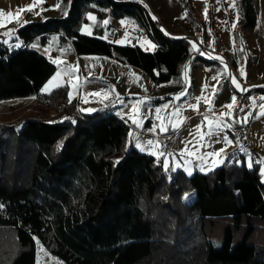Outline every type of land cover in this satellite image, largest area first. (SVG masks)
<instances>
[{"label": "trees", "instance_id": "obj_1", "mask_svg": "<svg viewBox=\"0 0 264 264\" xmlns=\"http://www.w3.org/2000/svg\"><path fill=\"white\" fill-rule=\"evenodd\" d=\"M179 1L200 29L192 1ZM235 7L239 27H255L253 0H235ZM87 12L131 19L154 49L82 34ZM160 23L143 0H69L64 16L26 23L15 33L23 44L60 35L76 54L109 56L158 84L175 76L191 51L186 36L165 32ZM55 70L32 48L0 43V101L35 96L57 111L0 123V230L9 229L17 246L5 264H264L258 163L247 166L233 147L207 173L166 168L161 158L134 148L129 125L111 103L83 113L66 84L43 92Z\"/></svg>", "mask_w": 264, "mask_h": 264}, {"label": "crops", "instance_id": "obj_2", "mask_svg": "<svg viewBox=\"0 0 264 264\" xmlns=\"http://www.w3.org/2000/svg\"><path fill=\"white\" fill-rule=\"evenodd\" d=\"M31 1L32 0H0V12L4 13V26L0 27V43L7 45L10 48H18L22 46H27L28 48H30L33 42L38 41V38H35L28 44H23L21 40L16 37V29L26 23L41 21L47 17H62L65 15L69 4L68 0L67 4L65 5L66 7L62 11L61 15H51V10L55 9V7H50L49 3L43 0H40V2L37 3L32 11L25 10L28 8V6L33 5ZM210 1L211 0H208V2ZM213 1L216 2V5L219 3L218 0ZM233 2L234 8H236L235 0H233ZM53 3L56 4L57 0H53L52 4ZM192 3L194 5L193 0ZM253 5L257 17L256 25L251 29L244 28L242 30L243 36H245L243 42H241L242 40L238 41V38L236 36L237 33H235V28L241 23V19L238 17V23L234 28H232V47H229L227 50H223L220 47H217V43L220 40L219 37V40L215 42V45L213 46L214 49H212L211 53L208 52L207 45L205 47L203 46V44L200 45L203 49L199 48L200 46L197 49H199V52L205 53V55H200L199 52L194 49L193 51L191 50L189 56L185 57L179 62L178 73L166 82L155 84L147 76L143 77V75H140V80L143 82V85L140 88L141 90L139 93L141 97L144 96L141 98V100L144 99L146 101H150V103L152 104L151 106L161 104L163 99H170L172 93L181 92L187 87H189L188 89L191 93L196 94V92L198 91H196L195 88H204L205 85H208V87L204 89V92L201 94V96L208 98L209 104L200 99L197 100L195 104V106H197L198 102H202V108L205 111V114H203L202 116L192 117L190 119L191 121H189V119L187 120L186 115L183 113L186 120L177 128L179 129L180 135V145L178 151L165 156L159 155V140L163 134L167 133V131L161 132L157 129L154 132V147L156 150L155 153H157V155H153L151 152L147 153L155 157L159 156V158H161L162 160L163 166L164 161H167L169 167H171L172 169L180 168L188 176H190L194 172L207 173L210 170L221 166V164L225 161L228 149L236 146L232 134V129L236 124H246L248 126V131L254 146V151L252 152H248L246 150L240 151L244 156L246 165H249V161H251V164L253 162L258 163L259 161V168L261 165L260 161L264 164V115L261 114L262 112H264V108H261V105H264V56H260V53H264V0H253ZM37 7L41 9H38V11H36L37 13H35V9ZM18 9L23 11H18ZM9 12L13 13V16L11 18L7 16V13ZM194 12L198 20L201 21V19H199L200 17H198L199 14L195 10ZM207 16H210L215 21L219 22L220 26L221 21L228 18V13L226 9L222 7H216L215 9H213V11H211V13L208 11ZM90 17L94 18L96 24H99L100 19H98L95 14L87 12L85 14V19L87 20V22L91 20ZM193 27L196 32H201V28L196 29L195 26ZM82 29H84L86 33H83L81 31ZM249 30H252L251 32H253L254 30L258 31V34L253 38V40L256 41V44H253V40H250V37L247 36V32ZM79 32L89 36L96 35L103 40H106L101 35H97L101 34L102 32V28H99L98 26L92 28L90 25H84L83 27L82 25H80ZM220 34L221 33L219 29L218 35ZM49 36L47 37L46 41H48ZM55 36L57 35L55 34ZM260 36L262 39L261 43H259V40H257V37L260 38ZM65 42L68 44L70 43V45L72 46L70 40L61 42L59 41L58 45H63ZM12 45L15 46L11 47ZM36 51L44 55L51 63L54 64L55 60L51 59L47 52L42 49H38ZM221 54H225L231 60L227 59L222 61L221 59H217L216 57L220 56ZM209 55L212 58H209ZM225 65L227 66L226 70ZM119 68L120 70H126L121 66ZM241 69L244 72L243 76L240 75ZM55 73L56 70L54 74L47 80L44 86L48 84V82L52 81L54 77H57ZM232 75H235L237 80L241 83V89L243 90L236 89L234 86H232L230 82V77ZM214 76H218V81L212 79ZM86 78L87 80L83 83L80 82V85L86 87L85 99L87 101V104L89 105H95L96 107L102 106L104 105V103L102 104L101 101H105L108 97H112V99L115 100V95H119V97H123V99L125 97H135V95L129 94V91H136V87L132 88V90L127 87L126 89L128 90L121 89V91L119 90V92L117 93V89H115L114 92L113 89L109 90L101 84H95L90 74H88ZM103 80L105 81V84L111 89L112 84L118 83L117 81H122V78L119 74H117L105 76ZM63 83L67 85V82L62 76V79H57L54 84L63 85ZM145 85L149 86L148 90H144L143 87H145ZM44 86L42 87V90L45 88ZM213 86H215V94H213ZM52 89L50 88L49 90ZM152 89H155V91L152 92ZM138 90L139 89H137V91ZM200 91H202V89H200ZM93 93H99V95H93ZM233 96L236 97V100L233 104V107L229 109L225 106L232 103ZM76 97L77 96L73 92L71 98H74L76 100ZM129 98L124 99V102H128ZM237 100L242 101L241 103L245 101L246 104L243 107V110L239 112V118L241 119V121H239V118L236 115V110L239 109V106L241 107V103ZM116 101L119 103L121 99H118ZM254 102L255 104H253ZM122 105L123 104H120L119 106ZM151 106L149 107L150 109ZM195 106L189 108L194 109ZM163 109L164 107H161L160 111ZM258 109L259 111L257 112ZM113 112L125 123L130 125L131 122L128 116L121 115L122 112L118 110H113ZM233 112L234 116L230 117L232 116L231 113ZM150 117L151 116L146 117L147 119L141 127V132L147 131L151 128L152 124L155 123L154 118L156 116H154L153 119H151ZM204 117H206V119H202ZM245 117H247V122H245L244 120ZM186 122L191 124L186 126ZM215 122L219 123L217 124ZM198 123H200L199 132L197 131V129H195L197 128L196 124ZM225 137H227V140L231 141V143H227L225 141ZM185 149H187V152H185ZM221 149L223 151H221ZM217 152L219 153L218 156L208 155L209 153ZM189 153H194V155Z\"/></svg>", "mask_w": 264, "mask_h": 264}, {"label": "rangeland", "instance_id": "obj_3", "mask_svg": "<svg viewBox=\"0 0 264 264\" xmlns=\"http://www.w3.org/2000/svg\"><path fill=\"white\" fill-rule=\"evenodd\" d=\"M43 1L45 2L47 1L50 7L53 8L55 7V9L51 10V15L53 14L61 15L62 11L66 7L65 5L68 2V0H57L56 4L54 3L52 4L53 0H43ZM191 1L192 0H189V5H191ZM193 2H194L193 10H195L199 14L198 17H200L199 19H201V21H199L201 32L199 33L194 30L193 26H195V24H193V22H191V20L188 18L187 13L185 11L186 8L185 9L183 8L179 0H143V3L149 9L151 14L160 19L161 21L160 24L162 29L173 36H186L190 42L192 51H193V44L196 45V48H198L201 44H203V46L205 47L207 45L208 52L211 53L212 49H214L213 46L215 45V42L219 40V37L220 40L217 43L218 48L220 47L223 50H227L229 47H232V43H233L232 25L233 24L236 25L240 18L236 11V8H234L233 0H218L219 3L217 5L216 2L213 0H211L210 2H208V0H193ZM31 3L32 4L35 3L36 6L37 3L39 2H37V0H32ZM216 7H222L226 9L228 13V18L226 20H223L224 22L221 21L220 26H219V22L215 21L210 16L208 17L207 13L205 15V9H207V12L209 11L211 13V11H213V9H215ZM38 9L41 8L37 7L35 9V13H37L36 11H38ZM105 21H107L106 24L104 23ZM81 25L82 27L84 25H90L92 28L96 26L102 28L101 34H97V35H101L104 39L109 40L118 45H138L144 50H152L154 48L153 42L148 38L145 32L134 21H132L127 17L125 18L106 17V19L105 18L100 19L99 24H96V21L94 19L93 20L91 19L88 22L85 19L84 22L81 23ZM219 29L221 33L220 35H218ZM242 30L243 29L237 26L235 28L236 32L234 31L235 33H237L236 36L238 38V41L242 40L241 42H243L245 38V36H243ZM81 31L83 33H86L84 29H82ZM251 31L252 30H249L247 32V36L250 37L249 38L250 40H253V38L258 34V31L257 30H254L253 32ZM257 40H259V43H261L262 42L261 36L260 38L257 37ZM59 41L61 42L66 40H62L60 35L55 36V34H51L48 38L47 43L41 44L39 41L33 42L30 48L34 50L42 49L49 54V57L51 59L55 60L54 61V65L56 67L55 75L59 73L58 79H62L63 76L64 80L67 82L68 92L71 93L74 92V94L77 96L75 102L80 112L90 113L96 108L95 105L87 104V101L85 99L86 87L80 85V82L83 83L84 81L87 80L86 76L88 74H90L95 84H101L109 90L113 89V91L117 89L118 90L117 93L119 92V90L121 91V89H126L127 87H129L130 90H132V88L135 87L139 89L138 91L136 89L137 92L129 91V94L135 95V97L134 98L125 97L124 99L129 98V101L126 103L124 102L123 97H119V95H115L114 98L115 100H113L112 97H108L106 98L105 101H101V102L102 104L104 103L105 105L111 103L110 105L112 106V109L114 111L118 110L122 112L121 115H126L130 118L129 120L131 123L129 125V136L132 139L134 148L140 152L143 153L156 152L154 147L155 146L154 132L157 129L161 131L160 130L161 128H166L164 132L177 129L186 120L184 116L185 114L184 108L188 109L189 107L195 106L198 98L203 97L200 100L205 101L207 104H209V99L205 98L204 96H201V94L204 92L205 87L204 88L198 87L197 89L195 88V90L198 91L196 92V94L191 93L190 90L188 89L189 87H187L181 92L172 93L170 99L167 100L163 99L162 103L159 104L161 106H159L158 104H156L155 106H151L152 104L150 103V101L147 100L148 101L147 103L146 100L144 99L141 100V98L144 96L141 97L139 93L141 90L140 88L143 85V82L140 80L141 79L140 75H143V77H146V75L139 68L134 67L132 65L121 63L115 60L114 58H111L103 54H76L70 43L68 44L65 42L63 45H58ZM253 42H254L253 44H256V41L253 40ZM14 46L15 45H12L11 47ZM199 48H202V46H200ZM261 55L264 56V53H260V56ZM218 57L222 61L227 59L231 60L225 54H221ZM120 66L126 70H120L119 68ZM117 74L121 76L122 81H117L118 83H113L110 89V87L105 84V81L103 79L105 78V76H111ZM48 84H46L44 87H46ZM55 87L56 85L53 83L51 89ZM143 88L144 90H148L149 86L145 85V87ZM200 89H202V91H200ZM42 91L45 92L44 90ZM154 91L155 89H152V92ZM185 92L187 93L186 95L183 94ZM177 95H180L179 100L175 99ZM118 99H121L119 103L123 104L122 106H119L120 104L116 101ZM237 101L240 103L242 102L240 100ZM253 104H255V102ZM245 105L246 104L244 101L243 103H241V107L239 106V109L236 110V115L238 116V118L240 116L239 112L243 110V107ZM150 106L151 109L149 108ZM134 107L138 110V112L133 111ZM161 107H164V109L159 111V113H157V110L158 109L160 110ZM258 111L259 109L257 110V112ZM55 114H57V111L54 109L52 105L42 104L41 102L38 101V99H36L35 96L0 101V123H5L7 125H17L19 123H22L24 120H28L31 118L55 117L56 116ZM231 114L232 116L230 117H233L234 112ZM157 115H160L159 116L160 119L157 118L158 117ZM149 116H151L150 117L151 119H153L154 116H156L155 117L156 119L154 118L155 123H153L151 128L148 129L147 131L141 132V127H137L132 122L133 119H138L139 124L143 125V123L147 119L146 117ZM186 117L187 120L189 119V121H191L190 120L191 118H188V116ZM206 117L202 119H206ZM63 118H66V115L64 114L59 115L53 120H59ZM239 121H241L240 118ZM187 122H186V126L191 124ZM196 125L197 128L195 129H197V131L199 132L200 123ZM148 141H152L153 144L149 145ZM260 164H261L259 168L260 179L262 182H264V173H262V169H264V164L261 161ZM15 246L16 243L15 240L13 239V233L9 229L0 230V249H1L0 258L2 264H5L8 258L12 256L14 252H16Z\"/></svg>", "mask_w": 264, "mask_h": 264}, {"label": "built area", "instance_id": "obj_4", "mask_svg": "<svg viewBox=\"0 0 264 264\" xmlns=\"http://www.w3.org/2000/svg\"><path fill=\"white\" fill-rule=\"evenodd\" d=\"M198 110L194 109H185L184 113L188 118L202 116L205 114V111L202 108V102H198ZM234 133V143L236 147V151L239 153L242 150H246L248 152L254 151V146L252 143L251 136L248 131V126L246 124H236L232 129ZM180 145V137H179V129H173L163 134L159 140L158 144V152L159 154L163 153L161 156H165L171 153H174L179 150ZM228 157V153L226 155Z\"/></svg>", "mask_w": 264, "mask_h": 264}, {"label": "snow or ice", "instance_id": "obj_5", "mask_svg": "<svg viewBox=\"0 0 264 264\" xmlns=\"http://www.w3.org/2000/svg\"><path fill=\"white\" fill-rule=\"evenodd\" d=\"M37 2H40V0H37ZM34 7H35V3H34L33 5L28 6V8L25 9V10H27V11H32ZM18 11H23V10H19V9H18ZM206 13H207V9H205V14H206ZM65 14H66V13H65ZM7 16H8L9 18H11V17L13 16V13L9 12V13H7ZM90 19H94V18L90 17ZM153 19H155V17H153ZM104 23L106 24L107 21H105ZM3 26H4V13H3V12H0V27H3ZM234 27H235V24H233V28H234ZM9 34H10V33H9ZM153 47H154V46H153ZM193 49L199 52V49L196 48V45H195V44H193ZM199 54H200V55H205V53H203V52H199ZM209 58H212V57L209 55ZM216 58H217V59H220L219 57H216ZM226 67H227V66L225 65V70H226ZM240 75H241V76L244 75V72H243L242 69H241V71H240ZM58 78H59V73L57 74V77H54L53 80L50 81L49 84H48L43 90H44L45 92L49 91V89L52 87L53 83H55V81H56ZM212 79L218 81V76H214ZM230 79H231V83H232V85H233L236 89H241V84L237 81V79H236L235 76H231ZM60 86H61L60 84H56V87H60ZM204 87L207 88L208 85H205ZM213 89H214L213 94H215V86H213ZM241 90H243V89H241ZM183 94L186 95L187 93L185 92V93H183ZM93 95H99V93H93ZM71 96H72V93L70 92V93H69V99H71ZM202 98H203V97L198 98V100H199V99H202ZM175 99L179 100V99H180V95H177V96L175 97ZM235 100H236V97L233 96V97H232V103L226 105L225 107L231 109V108L233 107V104L235 103ZM261 108H264V105H261ZM194 110H198V105L195 106ZM133 111H134V112H138V110H137L135 107H134ZM159 111H160V110L158 109V110H157V113H159ZM261 114L264 115V112H262ZM157 118L160 119L159 115H158ZM244 120H245V122H247V117H245ZM132 122H133V124H135L137 127H142V125L139 124L138 119H133ZM210 123H212V122H210ZM215 123L218 124L219 122H215ZM226 126H227V125H226ZM154 129H155V126H154ZM154 129H153V130H154ZM160 130H161V131H165L166 128H161ZM225 141H226L227 143H231V141H228V140H227V137H225ZM148 144H149V145H152L153 142H152V141H148ZM221 151H223V150L221 149ZM185 152H187V149H185ZM152 154H153V155H157V153H155V152L152 153ZM189 154H193V155H194V153H189ZM159 155H163V153H161V154H159ZM208 155L218 156L219 153H218V152H217V153H209ZM157 158L159 159V156H158ZM164 166H165L166 168L168 167V162H167V161H164ZM248 166L251 167V161H249V165H248ZM262 173H264V169H262Z\"/></svg>", "mask_w": 264, "mask_h": 264}]
</instances>
